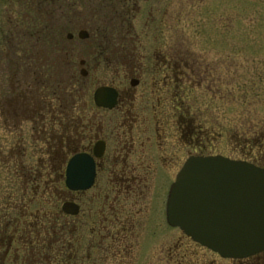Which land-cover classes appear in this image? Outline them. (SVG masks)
Returning <instances> with one entry per match:
<instances>
[{
	"label": "flooded vegetation",
	"instance_id": "obj_1",
	"mask_svg": "<svg viewBox=\"0 0 264 264\" xmlns=\"http://www.w3.org/2000/svg\"><path fill=\"white\" fill-rule=\"evenodd\" d=\"M43 1L36 11L44 10L47 2L48 5L53 3V0ZM103 1L100 6H104ZM173 2V6L170 5ZM175 2L110 0L111 9L104 11L103 15H111L106 22L117 26V35L122 41L139 42L142 37L136 28L142 27L143 38L161 42L171 37L161 32L167 33L169 27H184L179 17L173 21L176 15L173 8L178 5ZM3 15L5 27L0 22V264H55L56 192L55 179L50 177V171L53 170L52 154L56 150L65 152L62 173L64 186V169L68 159L80 152L92 155L98 141L104 143V150L99 158H94L93 185L80 191H70L64 186L65 197L59 204V213L67 218L71 228L69 242L59 249L67 252L69 262L106 264L107 247L103 243L106 241L105 229L109 228L122 243L118 242L113 253L123 256V259L129 257L131 246L127 245L128 235L134 227L130 213L126 215L123 211L126 199L132 196V201L128 202L129 207L132 204L139 205L150 189L152 169L163 165L159 160L154 161L156 159L151 150L152 146H162L160 138L167 142L164 129L158 126L159 120L164 118L160 106L165 102L169 85L171 89L190 87L188 84H192L190 81L195 78L193 68L189 66L188 70L185 69L188 62L183 59L186 57L182 53L171 55L162 49H154L147 55L131 50L99 52L95 58L102 54L108 60L113 53L119 55L120 61L116 59L114 62L125 70H121L123 78L120 83L98 85L111 87L117 92L116 104L111 109L97 106L93 101V90L91 97L84 102V110L82 106L79 112L69 113L68 107L73 104L69 100L73 97L68 88L70 90L77 85L81 94L82 85L90 74L88 68L91 61L88 55L79 58L78 71L73 69L72 61L64 60L68 75L57 76L52 55L56 42L52 30L53 20L48 18L41 27L37 25L33 32L36 34L26 41L27 47L24 48L23 15L13 19L7 15L6 9L2 14L0 7L1 21ZM86 25L85 21L80 30H86ZM87 37L80 40H86ZM72 39L73 36L68 40L70 44ZM46 41L49 52L45 49ZM68 54L69 51L65 53L66 56ZM95 62L96 65L100 64L99 61ZM82 70L86 71L85 74H82ZM81 95L80 99H83V93ZM147 104L152 110L151 114L144 113ZM152 122L156 142L151 140ZM55 126L60 131L59 135L64 132V137L56 139ZM92 192L97 211L88 229L81 217L87 212L86 196ZM76 195L80 197L75 198ZM66 201L78 205L77 214L71 215L61 210V205ZM143 207L139 205L138 211H142ZM120 213L125 215L123 222L119 219ZM77 224L83 226V232L88 230L91 233L98 228L96 234L99 242H83L86 238L81 229L79 237L73 235L72 230L77 229ZM109 225H114V229ZM90 236L92 240L93 235ZM113 253L112 256H115ZM228 261L234 264H264V251L246 259Z\"/></svg>",
	"mask_w": 264,
	"mask_h": 264
},
{
	"label": "rangeland",
	"instance_id": "obj_2",
	"mask_svg": "<svg viewBox=\"0 0 264 264\" xmlns=\"http://www.w3.org/2000/svg\"><path fill=\"white\" fill-rule=\"evenodd\" d=\"M16 1L0 0L2 2L1 13L3 14V10L6 9L7 15H11L13 19L23 15L24 47H27L26 41L31 40V36L36 34L33 32L37 25L41 27L48 21V18L53 20L52 30L55 32L53 37L57 42H55V51L52 55L61 66L59 76L68 75L66 68L62 67L64 60L72 61L73 69L78 71L79 58H85L88 55L91 61L88 68L90 74L81 88L84 98H78V94L77 97L69 100L74 106L76 105L77 111L82 109V106L84 110V102L91 97L96 86L102 83L122 81L121 70L124 68L117 66L114 62L116 59L120 61V56L113 53L107 60L99 54V57L95 58L99 52L131 50L130 52H143L147 55L154 49H162L171 55L182 53L186 57L183 59L193 68L195 76L194 80L190 81L192 84H188L190 87L183 89L187 90L188 96L186 97H189L187 99L195 105V108L198 104L200 105L202 108L200 112L207 119L205 125L223 127L222 136L216 143L218 153L232 158L249 159L264 166V141L259 148L257 146L250 148V143H245L246 152L248 153V148H250L252 153L244 157L243 154L240 155L233 150L231 145L228 146L226 132L229 127L238 129V126L247 124L248 133H250L248 141H252L258 128L261 125L264 126V0H176L175 4L178 5L173 8L176 12L173 21L179 17L180 24H184V27H178V29L169 27L171 32H161L166 36H171L161 42L143 38L142 27H138L136 32L142 38L136 45L134 42L132 44L131 42L120 43V40H117V26L106 22L111 15L105 16L103 13L110 11V0H104V6H100L101 0H53L50 5L48 2L45 3L44 10L40 12L36 10L42 6L43 0ZM173 4L174 2L170 5L173 6ZM3 16L0 22L5 27V16ZM85 21L89 37L81 41L77 33ZM68 32L73 34L71 44L66 39ZM180 37H195L196 39L184 40ZM45 47L49 52L47 43ZM68 51L69 54L66 56L65 53ZM94 60L99 61L100 64L96 65ZM27 80L30 79L27 78ZM77 88L78 86L75 85L74 89ZM151 112L149 106L144 111L150 114ZM163 115L165 120H172L169 114L164 112ZM151 130V140L156 142L153 122ZM164 131L167 142L163 141L164 138L163 140L160 138L162 146L151 148L152 155L156 159L154 161L159 160L163 162V165L151 171L150 189L142 198L143 201L139 202L142 207L144 205L142 211H138L139 205L137 204L128 206L130 205L128 202L132 201V196L126 199L127 204L124 206L123 211L126 215L130 213L134 227L133 232L128 235L127 243L129 247L131 246V254L125 259L118 254L110 255L105 263L120 264L122 261V264H176L179 260L178 256L183 255L187 264H234L233 261L221 259L194 244L177 228H171L166 224L165 198L169 183L173 180L180 164L192 151L181 143L179 134L171 125L164 128ZM55 132H58L56 128ZM92 195L93 192L87 194L85 209L87 212L81 217L88 229L92 216L95 217L97 211V204ZM78 197L80 195H76L75 198ZM134 211L138 213L134 214ZM87 214H89L88 217ZM118 215L123 222L125 215L122 213ZM81 227L83 228L80 225L79 229L83 232ZM114 227L110 225L111 229ZM83 233V237L86 238L83 242L91 243L88 230ZM115 243L118 244V242Z\"/></svg>",
	"mask_w": 264,
	"mask_h": 264
},
{
	"label": "water",
	"instance_id": "obj_3",
	"mask_svg": "<svg viewBox=\"0 0 264 264\" xmlns=\"http://www.w3.org/2000/svg\"><path fill=\"white\" fill-rule=\"evenodd\" d=\"M78 36L85 38L87 33L79 31ZM116 100L117 92L111 87L100 86L93 92L97 106L111 109ZM103 150L104 143L98 141L92 155L80 152L68 159L64 173L68 190L93 185L94 158ZM61 210L75 215L79 207L66 201ZM165 216L168 225L221 258L255 255L264 250V169L221 155H191L169 187Z\"/></svg>",
	"mask_w": 264,
	"mask_h": 264
},
{
	"label": "trees",
	"instance_id": "obj_4",
	"mask_svg": "<svg viewBox=\"0 0 264 264\" xmlns=\"http://www.w3.org/2000/svg\"><path fill=\"white\" fill-rule=\"evenodd\" d=\"M107 25V24H106ZM114 26V25H113ZM117 31V27H116ZM117 40H120L121 42H131V44L134 42L136 43L138 41H122L117 38ZM48 44V42L46 41ZM26 48V47H24ZM41 49V48H40ZM55 51V49H54ZM59 51V50H57ZM56 51V52H57ZM67 67L65 62L62 64V67ZM185 69H189L190 67L185 65ZM64 67V68H65ZM61 66L59 63L55 61V70L54 72L56 73L57 76L58 73L60 72L59 69ZM71 70V69H70ZM170 74V73H169ZM60 77L58 78L59 81ZM170 81V80H169ZM171 86L167 88L168 93L165 95V102L160 106L161 112H165L169 114L172 117V120H165V118L159 120V128H166L168 125H171L173 129H175V132L179 134L181 143H183L184 146H187L193 153H198V154H216L218 153V148H217V140L222 136V126L219 125H205L207 119L206 117H203V114L200 112V105L198 104L197 108H195L194 104H191L189 102V97H186L187 90L183 89H188L187 87L183 88L181 86H178V88H170ZM68 92H71L72 97H77L79 94V90H74V88H71ZM69 95V93H67ZM70 97V96H69ZM82 95L79 94L78 98H81ZM69 113H74L76 110V113L79 112L77 111V107L74 106L73 104L69 105ZM170 118V117H169ZM168 118V119H169ZM241 120L243 121V117H241ZM56 127V126H55ZM57 128V127H56ZM58 129V128H57ZM260 134L258 135V132ZM227 135V142L228 146H232L233 150H236L240 155L243 154L244 157H246L249 153H252L250 151V148H253L252 146H257L262 145V141H264V126L261 125L258 128V131L255 132L254 135V140L248 141V126L247 124L243 126H238V129L234 128L232 129L229 127ZM60 131L58 129V132H55V137L57 139L60 137H64V132L59 135ZM262 133V134H261ZM249 142L250 143V148L249 152H246V149H244L245 143ZM260 144H259V143ZM264 145V144H263ZM264 147V146H263ZM44 156V155H42ZM65 160V152H59V150H56L55 153L52 154L51 157V163L53 170L50 171V177H54L55 179V197H54V211L56 212L55 215V231H56V239H55V245H56V262L55 264H77L75 262H69L67 259L66 251L64 249H59L60 247H64L66 243L69 242V228L71 226L67 222V218L59 213V204L63 200V197H65V189L62 184V173H63V164ZM41 202V200H40ZM44 208L46 206L43 204ZM109 224V223H107ZM77 229H75L73 232V235L79 237L80 233V224H77ZM110 227V225H109ZM127 228V227H126ZM98 229V228H97ZM97 229H95L93 232L90 234L93 235V239L91 241L93 242H99V239L97 238ZM99 231H101V226H99ZM106 238L105 242L103 243V246L107 247L106 249V255L109 257L112 255L113 250L118 247L115 242H119L120 240L117 239L116 237L113 236L114 233L110 231V229H105ZM103 233V234H104ZM123 235H126V233L122 232ZM112 235V236H111ZM124 239V238H123ZM122 239V242H123ZM121 243V241H120ZM122 244V243H121ZM116 255L115 253H113ZM126 257V256H125ZM179 260L177 261L176 264H187L184 256L179 255L178 256ZM122 264V261L121 263Z\"/></svg>",
	"mask_w": 264,
	"mask_h": 264
}]
</instances>
